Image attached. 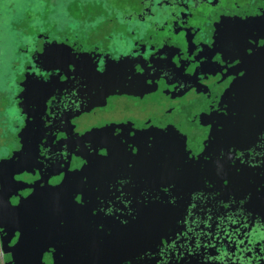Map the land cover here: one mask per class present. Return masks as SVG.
Masks as SVG:
<instances>
[{
	"label": "flooded vegetation",
	"instance_id": "obj_1",
	"mask_svg": "<svg viewBox=\"0 0 264 264\" xmlns=\"http://www.w3.org/2000/svg\"><path fill=\"white\" fill-rule=\"evenodd\" d=\"M44 1L0 72V208L76 177L94 264H264V0H63V20ZM233 105L247 123L215 155L235 154V184L179 189L170 168L208 155ZM3 225L0 264H66L65 244L20 246Z\"/></svg>",
	"mask_w": 264,
	"mask_h": 264
},
{
	"label": "water",
	"instance_id": "obj_2",
	"mask_svg": "<svg viewBox=\"0 0 264 264\" xmlns=\"http://www.w3.org/2000/svg\"><path fill=\"white\" fill-rule=\"evenodd\" d=\"M246 82L251 85V75L247 76ZM245 100L251 101V88L243 98L238 99L239 102ZM238 110L239 108L233 105L229 119L218 123L210 142V153L206 155L205 152L199 159H195L193 168H182L181 165L180 168H170L177 177L179 189L183 188L184 191L190 190L194 193L201 190L209 181L226 182L227 189L230 188V184H235L236 167L232 163L235 154H229L222 161H218L219 155L216 156L215 152L221 149L225 142H238V127L247 123L242 122V124L238 121L236 113ZM244 110L249 111V109ZM215 168L222 169L218 171ZM75 180L76 177L53 189L39 184L35 187L34 193L18 206L4 205L1 207L0 224H4L2 227L5 228V232L19 231L21 233L20 246L30 247V249L42 246L49 241L50 244H65L66 247L62 254L66 256L63 257L66 264H94V255L97 252L94 248L97 246L98 233L91 219L80 217V209L75 203V196L70 194L75 189L70 182ZM141 213L145 212L138 211V214ZM150 213L156 216L155 210ZM147 216L143 220H132L131 255L141 248L144 249L147 243L144 244L143 239L153 237L156 232L153 222L157 221L150 218L148 214ZM144 222L147 224H143ZM162 232L164 233L165 230L163 229ZM36 253L34 251V254ZM55 264H60L59 258L56 259Z\"/></svg>",
	"mask_w": 264,
	"mask_h": 264
},
{
	"label": "rangeland",
	"instance_id": "obj_3",
	"mask_svg": "<svg viewBox=\"0 0 264 264\" xmlns=\"http://www.w3.org/2000/svg\"><path fill=\"white\" fill-rule=\"evenodd\" d=\"M29 1L30 0H0V72L11 68L10 61L13 60L12 57L16 49L14 43L17 40L15 39L26 35L28 32L26 28L21 29V34L18 33L16 29H11L14 22H18L21 17V19L23 18L26 22L31 21V24L34 23L36 27H41L43 25L42 15L44 9L42 8L41 10V6H34ZM38 1L43 3L44 0ZM57 2L60 6H58L57 11H55V13H57L55 17H58V20H63L65 17L64 12L61 11L63 0H57ZM24 13L25 15H23ZM29 16H32V18L30 19ZM9 59L10 64L7 62Z\"/></svg>",
	"mask_w": 264,
	"mask_h": 264
}]
</instances>
